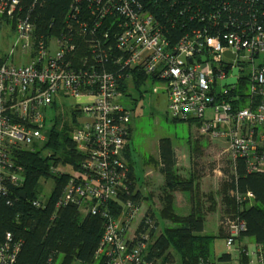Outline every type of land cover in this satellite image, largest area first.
Wrapping results in <instances>:
<instances>
[{"label":"built area","instance_id":"1","mask_svg":"<svg viewBox=\"0 0 264 264\" xmlns=\"http://www.w3.org/2000/svg\"><path fill=\"white\" fill-rule=\"evenodd\" d=\"M25 1L0 0V29L16 35L14 49L0 56V194L25 183L14 153L40 151L54 108L73 106L82 159L72 174L52 168L70 175L55 211L73 206L104 220L98 264H158L149 259L157 227L140 214L145 199L136 198L125 156L132 113L119 100L133 75L166 82L173 120L227 141L234 165L243 160L248 173L264 174V0H71L62 26L51 22L45 33L34 13L41 0ZM230 196L236 210L222 227L228 252L238 253L233 264H264V244L252 253L237 248L247 230L240 214L255 196L238 189ZM20 249L8 233L0 264H15Z\"/></svg>","mask_w":264,"mask_h":264},{"label":"trees","instance_id":"2","mask_svg":"<svg viewBox=\"0 0 264 264\" xmlns=\"http://www.w3.org/2000/svg\"><path fill=\"white\" fill-rule=\"evenodd\" d=\"M33 1L26 0L25 4L31 5ZM70 2L71 0H41V5L34 11L40 18L39 30L45 33L44 30L51 22L57 28L61 27ZM149 4V7H153V3ZM168 37L171 39L169 35ZM178 38L180 35L175 39ZM76 122L75 117L72 125L64 124L57 118L40 151L19 150L14 153V165L21 169L25 183L17 188L10 185L7 194H0V246L5 243L8 233L14 236L15 241L21 242L15 264H50L51 259L54 264H98L95 252L104 232V220L81 213L73 206L58 211L54 208L70 175H56L52 168L70 166L75 169L82 159L72 140ZM42 150L47 151V155ZM125 156L129 159L133 179L128 147ZM159 160L161 173L165 176L166 190L162 195L160 217L171 225L165 226L158 236H154L156 230L150 232L153 242L149 245V259L158 260V264H209L214 237L203 234L204 218L195 210L187 216H179L174 210L173 194L177 191H193L194 178L183 180L177 175L176 154L168 138L160 142ZM51 178L55 183L54 189L44 207L36 208L33 201L42 197V181ZM227 180L223 195L228 204L232 203L228 196L231 189L254 194L252 203L245 205L240 214L247 224L243 236L252 239L256 245L264 244V174L248 173L243 160H238L236 165L232 164ZM22 192L26 193L25 200L21 197ZM139 196L142 197L137 192L136 198ZM142 198L147 199L144 196ZM232 204L236 210V206ZM150 216L158 227L155 214L151 213ZM219 262L233 264V259L230 254H223Z\"/></svg>","mask_w":264,"mask_h":264},{"label":"rangeland","instance_id":"3","mask_svg":"<svg viewBox=\"0 0 264 264\" xmlns=\"http://www.w3.org/2000/svg\"><path fill=\"white\" fill-rule=\"evenodd\" d=\"M15 42L16 35L14 32L0 29V56L5 57V55H8L14 49ZM52 51L55 53L56 47H53ZM14 55V59H16L18 53ZM141 76L133 75L128 79L125 93L119 100L132 113L129 145L131 164L134 167L138 181L134 177L131 180L135 181L136 192L147 198L140 214H155V220H158L159 223L156 236L161 234L165 226L171 225L169 221H163L160 217L163 207L162 195L166 193L163 185L165 176L161 173L159 160L160 142L168 138L171 140L176 154V173L181 178H194V183L197 182L194 186L197 187L196 198H198V202L201 197L200 194L203 193V188L204 190L208 189L211 192H216V195H214L216 200L214 208L206 211L208 218L203 233L205 236L214 237L209 264H217V260L228 252L226 238L219 236L218 224L222 227L224 217L235 210L232 204L234 202L228 204L223 195L224 185L227 183L228 175L232 170L230 155L225 153L228 146L227 141L221 138L210 139L201 136L198 132L199 125L195 123L175 122L168 114L167 83L149 76ZM65 103L71 104L72 101L68 100ZM59 107L58 104L54 108L56 119L58 118L64 124L72 125L75 117L76 124H78V113H76L73 106ZM80 121L81 119H79ZM52 126L50 123L49 128H52ZM42 151L44 155H47V151ZM58 169L66 170L70 174L73 173V168L70 166H59ZM152 177L153 180L155 178V183L150 181ZM162 178L164 181H162ZM42 184L44 187L42 197L48 198L54 189V180L52 178L43 180ZM177 192L180 194L179 191ZM230 192L231 190L228 191V196L232 200ZM142 197L141 200L143 201ZM206 202L212 205L209 199ZM197 208L200 209L199 206ZM178 213L183 214L181 211H178ZM137 222L138 220L134 226L137 225ZM244 240H248V250L252 253L255 250L253 247L254 241L250 238ZM239 246L242 247L243 245H237V247ZM234 254L233 252L232 255L234 256Z\"/></svg>","mask_w":264,"mask_h":264},{"label":"crops","instance_id":"4","mask_svg":"<svg viewBox=\"0 0 264 264\" xmlns=\"http://www.w3.org/2000/svg\"><path fill=\"white\" fill-rule=\"evenodd\" d=\"M130 140V139H129ZM128 155L130 156V161H131V149H130V145L128 144ZM231 159V158H230ZM129 161V159H127ZM231 163L234 165V163L232 162V160H230ZM178 165V164H177ZM151 172V171H150ZM150 174V173H149ZM163 175V174H162ZM133 177L134 179H136V181H138L137 179V176H136V173H135V170H134V167H133ZM163 177V176H162ZM184 179H188L190 177H182ZM165 179V178H164ZM164 179L162 178V181H164ZM151 182L153 181L155 183V178L153 180V177L152 179L150 180ZM135 182V181H134ZM199 182V181H198ZM196 183H194V185H196ZM165 186V183L163 184ZM193 185V191L191 192H180V194L178 192L174 193L173 196H174V210L176 212L177 215L179 216H187L189 215L190 213H192V211H196L198 214H200L203 218H204V231H205V222L208 218V216L206 215V211H209L210 209L214 208L215 206V196L216 195V192H211L210 190L206 189L204 190V188L202 189L203 193L200 194L201 197H200V200L198 202V198H196V189L197 187ZM195 190V192H194ZM207 196V197H206ZM209 199V201L211 202L212 205H210V203L208 204L206 201ZM203 201V202H202ZM200 204V205H199ZM206 204V206H205ZM201 209L198 210V207ZM211 206V207H210ZM178 211H181L183 212V214H179ZM218 227H219V236L223 238H226L227 236V233L225 232L224 228L221 227L219 224H218ZM223 228V229H222ZM203 231V232H204ZM204 234V233H203ZM205 235V234H204ZM245 238L247 237H244L242 236L239 241H238V244L237 245H243L242 247H245V248H249V246L247 245V241L248 240H244ZM255 246L256 244L254 243V249H255ZM238 248V247H237ZM239 248H241L239 246ZM228 251V250H227ZM226 254H230L229 252H227ZM238 253L234 254V256L232 254H230L232 256V259L233 257L235 258L237 256ZM217 264H224V263H221L219 262V259L217 260Z\"/></svg>","mask_w":264,"mask_h":264},{"label":"water","instance_id":"5","mask_svg":"<svg viewBox=\"0 0 264 264\" xmlns=\"http://www.w3.org/2000/svg\"><path fill=\"white\" fill-rule=\"evenodd\" d=\"M227 55H229V53H227ZM192 62V60H190ZM237 70H235V74H237ZM227 85H231V84H235L236 83V79H229L227 82H225ZM224 83V84H225ZM21 197L25 200L26 199V193L25 192H22L21 193Z\"/></svg>","mask_w":264,"mask_h":264}]
</instances>
